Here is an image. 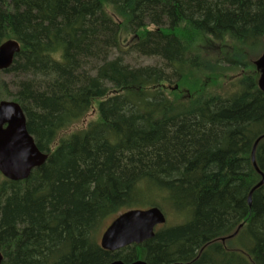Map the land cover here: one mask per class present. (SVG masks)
I'll return each mask as SVG.
<instances>
[{
	"label": "trees",
	"instance_id": "obj_1",
	"mask_svg": "<svg viewBox=\"0 0 264 264\" xmlns=\"http://www.w3.org/2000/svg\"><path fill=\"white\" fill-rule=\"evenodd\" d=\"M10 40L0 98L47 160L0 175L1 264H264V0H0ZM150 207L183 220L101 249L106 219Z\"/></svg>",
	"mask_w": 264,
	"mask_h": 264
},
{
	"label": "water",
	"instance_id": "obj_2",
	"mask_svg": "<svg viewBox=\"0 0 264 264\" xmlns=\"http://www.w3.org/2000/svg\"><path fill=\"white\" fill-rule=\"evenodd\" d=\"M18 52L19 45L15 41L0 45V71L12 65ZM254 65L259 73L258 88L264 93V51ZM46 160L47 155L38 150L26 128L21 107L12 101H0V175L12 182H22ZM164 224L166 217L158 207L126 211L118 215L102 233L100 247L104 251L116 252L131 245H141L154 237L156 227ZM2 259L0 254V264ZM110 264L124 263L115 261ZM131 264L146 263L138 260Z\"/></svg>",
	"mask_w": 264,
	"mask_h": 264
},
{
	"label": "rangeland",
	"instance_id": "obj_3",
	"mask_svg": "<svg viewBox=\"0 0 264 264\" xmlns=\"http://www.w3.org/2000/svg\"><path fill=\"white\" fill-rule=\"evenodd\" d=\"M131 37H127L126 41L130 42L131 41ZM261 55H258V57H260ZM257 57H252V60L254 61ZM251 61V60H250ZM125 62L127 64H129L131 67H139V66H147V65H156L159 66L160 62L159 59H155V58H146V57H139L137 55H130V56H125ZM233 76V75H237L236 73H232L229 74V76ZM234 77V76H233ZM18 78L14 77L13 75H8V74H3L2 71H0V81L6 83L9 88L12 90L13 89V83L17 80ZM229 80H223L221 83H219V85L215 84V86L212 88H210L211 91H221L223 88H226L229 84ZM222 85V86H220ZM210 86V85H209ZM172 88V87H171ZM230 87H228L226 90H228ZM0 100H5L4 98H0ZM96 119V113H91L81 124H87L89 121L91 120H95ZM81 124H78V127H75V129L79 128V126ZM165 216H166V224L163 227H170L173 225H178V223H181L183 218L180 217L179 214H174L172 211L168 210L167 208H165V210H163ZM113 217H110L108 219H106L102 226L100 227V230L98 232L97 235V240L99 241L101 234L104 232V230L108 227V225L113 221ZM161 226V228H163ZM160 227L156 229L160 230Z\"/></svg>",
	"mask_w": 264,
	"mask_h": 264
}]
</instances>
